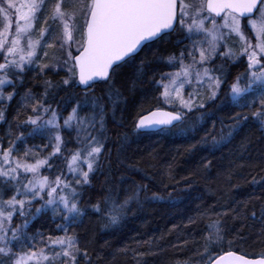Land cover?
Segmentation results:
<instances>
[{
  "label": "snow or ice",
  "instance_id": "6c2138e0",
  "mask_svg": "<svg viewBox=\"0 0 264 264\" xmlns=\"http://www.w3.org/2000/svg\"><path fill=\"white\" fill-rule=\"evenodd\" d=\"M161 42L172 50L155 57L157 67L147 59L136 64L141 51ZM132 66L129 91L145 78L149 86L131 118L138 135L190 139L203 129L197 144L213 154L243 125L264 133V0H0V264H264V148L254 154L248 138L225 167L204 158L196 170L211 179L216 167L230 189L240 187L234 178L250 185L246 195L197 205L182 228L116 247L105 241L98 250L78 231L89 210L108 230L165 198L149 196L145 183L121 177L115 184L109 171L99 199L84 202L111 164L109 118L128 104L115 78ZM29 75L42 85L39 94L25 87ZM98 85L106 88L102 96ZM77 89L83 95L74 102L60 96ZM223 106L232 111L216 132L206 110ZM117 162L124 163L119 152ZM185 180L167 193L171 206L194 183ZM249 244L260 246L251 258L241 251ZM189 247L182 259L165 255Z\"/></svg>",
  "mask_w": 264,
  "mask_h": 264
},
{
  "label": "trees",
  "instance_id": "16d2710c",
  "mask_svg": "<svg viewBox=\"0 0 264 264\" xmlns=\"http://www.w3.org/2000/svg\"><path fill=\"white\" fill-rule=\"evenodd\" d=\"M171 50V43L161 42L155 44L151 48L144 49L139 53L136 64H139L142 59H147L153 61L151 67H157L155 57L165 56ZM242 70V68L230 69L233 74ZM59 78V76L53 77L55 80H59ZM133 79H135L134 66L124 68L115 78V85L123 92L128 104L127 106L121 105L124 111L117 110L114 121L110 115L108 148L111 149L112 153L111 164L106 163L103 172L97 174L93 181L92 189L84 195V202L87 205L89 198L92 200L99 199L103 191L105 179L109 177V171L111 172L110 179L115 184L121 183V177L125 181L137 184L145 183L149 185V196L152 191H158L165 198L163 201L146 204L143 210L138 211L135 215L130 214L120 226L108 230L102 228L98 218L94 214H91L89 210V214L84 217L78 231H80L83 237L93 238L94 247L98 250L101 249V245L105 241L110 242L113 247H116L125 243H131L132 238H142L153 234L158 236L161 232H167L171 229L173 224L180 225L182 228L183 224L187 222V216L194 214L197 205L207 206L227 203L233 195L241 197L246 195L250 190V185L243 184L242 181L234 178L232 183L240 184V187L235 190L230 189L229 183L226 180L217 178L216 167L212 169L211 179L202 178L196 174V170L204 158L213 160V163L221 168L225 167L228 159L235 153L241 141L246 138L250 140V148L254 154L264 148V133L250 124L243 125L241 131L235 136L231 144L220 146L218 149L213 150V154H210L206 147H201L197 144L200 136L203 135V129L190 139H185L179 135H138L133 131L131 118L135 111L134 105L139 101L141 92L149 86L147 78H145L144 83L136 84L134 92L129 91ZM25 87H31L37 94L42 91V85L39 81L33 80L30 75L25 80ZM23 90V88L20 89L21 92ZM105 92L106 88L103 85H98L95 89L96 96H102ZM82 95L83 93L78 89L74 91L70 90L67 93H60V96L65 99L70 97V103L82 97ZM14 111L15 101H13L12 106L9 108V119H11ZM206 111L213 113V119L216 121L215 131L218 132L221 127L220 121L224 120L227 123L228 115L232 109L223 106ZM205 127L211 129V120L206 121ZM4 131L5 128L0 126V134H3ZM125 135H127L128 139L126 142H123ZM36 143H39V141H36ZM191 144H197V146L191 148ZM118 152L119 160L123 161V164L117 162ZM129 163L135 167V171L131 174L129 171H126ZM169 166H171L170 174ZM186 177L193 180L194 183L191 188H188L183 193L177 205L171 206L168 203L167 193L172 191L174 186L183 189L187 183ZM177 181H179L178 185ZM165 184L168 185L167 188L164 187ZM124 186L126 187L127 185ZM41 222L36 221L33 227H39ZM190 229L192 231L197 230L196 226H190ZM176 231H179V229ZM184 231L188 232L189 229H184ZM175 238V232L167 236L168 241ZM241 251L252 257L254 253L260 251V246L249 244L244 246ZM189 252L190 247L188 250L176 251L175 253L169 251L165 255H174L182 259L188 256ZM156 260L157 264H160V258H156ZM129 264H131L130 261Z\"/></svg>",
  "mask_w": 264,
  "mask_h": 264
},
{
  "label": "water",
  "instance_id": "95a60500",
  "mask_svg": "<svg viewBox=\"0 0 264 264\" xmlns=\"http://www.w3.org/2000/svg\"><path fill=\"white\" fill-rule=\"evenodd\" d=\"M249 258H251V257H249Z\"/></svg>",
  "mask_w": 264,
  "mask_h": 264
},
{
  "label": "rangeland",
  "instance_id": "374dc122",
  "mask_svg": "<svg viewBox=\"0 0 264 264\" xmlns=\"http://www.w3.org/2000/svg\"><path fill=\"white\" fill-rule=\"evenodd\" d=\"M51 51V50H50Z\"/></svg>",
  "mask_w": 264,
  "mask_h": 264
}]
</instances>
